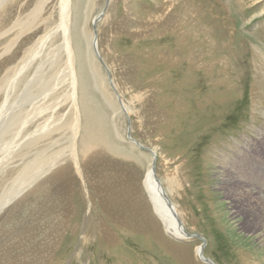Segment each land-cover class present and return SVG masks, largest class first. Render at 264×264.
I'll return each mask as SVG.
<instances>
[{
  "label": "rangeland",
  "instance_id": "374dc122",
  "mask_svg": "<svg viewBox=\"0 0 264 264\" xmlns=\"http://www.w3.org/2000/svg\"><path fill=\"white\" fill-rule=\"evenodd\" d=\"M23 1L26 3L28 0ZM84 2L74 10L76 5L73 0L75 16H72L75 18L72 17V36L77 41L75 30L80 29L79 34L84 40L90 38L87 46L82 40L84 51L90 48L92 52V19L100 11H105L107 17L99 25V48L111 75L102 64L100 69L103 75L117 79L121 85L119 89H124L123 98L131 110V122L135 127L132 136L143 145L158 151L160 173L166 172L163 161L167 156L168 159L172 158L173 167L185 165L182 176L189 184L184 182L188 194L183 207L189 211L188 217L184 215L182 220L186 231L206 239L205 254L215 263L249 264L243 260L248 255L243 257L241 251L249 255L263 252L264 239L251 231L253 228L247 223L246 216L242 215L245 212H241L242 202L247 196L242 195L244 200L235 197L239 195L238 189L229 183L224 170L226 165H233L231 162L241 164L237 160L243 159L247 170L256 166L254 169L260 175L256 179L260 180L258 186L252 194L258 196L261 188L264 189V0H112L110 4L107 0ZM55 22L47 26L55 25ZM53 29L51 26L48 32ZM41 32L38 29L32 34L35 40ZM55 37L51 41L49 39L38 43L35 60H31L32 54L29 53L16 67L8 68L7 74L0 78V190L6 189L8 192L13 189L18 171L24 174L23 170H28L31 162L38 161V156L42 155L39 151H45L54 142L55 145L67 142L71 139L67 136L76 133L72 126L55 129L57 125L53 124L52 115L57 101L68 100L64 103L76 110L71 100V90L74 88L79 106L82 109L87 106V91L82 90L80 83L82 65L79 66L74 40V49L67 54V66L57 68L63 71H47V62L53 57L49 52L58 51L63 43L59 35ZM88 72L87 83L98 103L90 109L96 111L102 107L100 111L107 115L105 125H108L115 144L131 147L125 137V126L131 123L130 120H127L121 109L118 112L120 118H117V106L114 102L111 105L104 100L109 87L108 77L103 80V86L101 79L97 84L90 68ZM98 87L103 89L101 94ZM59 89L64 90L60 92ZM119 102L122 106L123 103ZM47 115L52 118L48 120ZM42 128H54L55 131L51 133L53 141L46 145V140L43 146L35 147L33 136L36 137ZM32 139L31 145L34 146L29 147L26 142ZM240 148L243 152L238 151ZM19 149L21 151L18 152ZM145 151L142 152L148 155ZM15 164L19 165L17 172L10 170ZM125 165L116 167L105 161L103 166L96 165L97 169L92 170L95 172L88 170L90 176L87 185L83 184L80 176L75 179L69 177L64 187L57 186L63 179L53 183L45 200L34 195L25 196L21 206L15 208L16 212L13 209L9 218L3 216L0 219V230L4 229L0 233V263L9 255V258H17L21 254L18 259L22 258L25 262L28 254L27 257L34 256L27 258L26 264H206L195 251L197 244L203 243L201 239L192 237L177 240L167 235L150 204L145 209L139 198L134 197L128 184L132 182L134 191L140 190L142 176L136 168ZM41 167L45 169V166ZM242 183L246 186L249 181ZM68 194L71 195L68 197ZM42 201L46 204L42 205ZM61 201L66 203L61 206ZM53 204H57L58 209L55 210ZM235 209L240 210V215L234 212ZM152 217L158 227L149 220ZM34 229L37 231L34 232ZM15 243L16 246H13ZM48 243L51 246L54 244V247ZM24 245L28 247L23 248ZM20 248L24 249L22 253ZM42 248L45 250L42 251ZM249 258L257 261L253 257Z\"/></svg>",
  "mask_w": 264,
  "mask_h": 264
},
{
  "label": "bare ground",
  "instance_id": "6f19581e",
  "mask_svg": "<svg viewBox=\"0 0 264 264\" xmlns=\"http://www.w3.org/2000/svg\"><path fill=\"white\" fill-rule=\"evenodd\" d=\"M82 1L84 2V0H74V3L76 5V6H74V10L80 6ZM111 1L112 0H108L109 4L111 3ZM27 4H29V6L27 9H25ZM74 10H73V0H28L26 3L23 0H0V78H2L4 75L7 74L8 68L16 67L18 62L20 63V61L22 59H24L25 56H27L29 53L32 54L30 57L31 60H35V48L38 45V43L40 41H43V40L48 41L49 39L51 41V39L52 38L54 39V37L57 35L60 36V42H63V43L61 44L60 49L58 51L54 52V50H53L52 53L49 52V54L53 55V57L54 56H56V57L54 60L52 59L53 57L52 58L50 57V59L48 60V62H47L48 70L47 71H49V69H51V73H52V71H54V70L57 71L58 67H61V66L66 67L67 66V54H69L74 49L73 48L74 37L72 36V33H71L72 19L75 18L72 16V15L75 16ZM85 10H87V9H85ZM56 12H57V14H55ZM81 16H82V12H81ZM166 16H167V14H166ZM106 17H105V11L102 10L98 13V15H96L92 19L93 33L91 32L92 39L90 41V42H92V45H91L92 46V52H91L90 48H88L87 50L85 49L86 51H84V46L82 44V40H83V42L85 43V46H87L86 45L87 43L89 45L90 44L89 43L90 38L87 37V41L84 40V37L81 34H79L80 29L77 28L75 30L76 36H77V41L74 40L76 42V53H77V57L79 60V66L82 65V73H81V77H80V83H81L82 90L86 89V91H87V106H86V108L82 109V107L79 106L78 98L75 96L77 91L74 88L71 90L72 91L71 100H72V105L74 107H76V110L71 109L68 103H64V101H66L65 99L63 101H57L56 106H53L54 107V111H53V115H52V117L54 118L53 124L57 125V127L56 128L54 127V128L56 130H61L64 127L70 128L72 126V128L73 127L75 128V129L73 128L72 130L73 131L76 130V133L73 134L74 132H72L71 136L66 135L67 137L71 138V139L67 140V142L64 141L62 144H59V145L57 144L58 146L55 145V142L54 143L51 142L53 144L51 147L46 148L45 151L44 150L42 152L39 151V153H42L41 157L38 156L40 159L38 161H33L31 163L28 162V163H30L29 169L23 170L24 171V174L22 173L23 175L21 174V172H22L21 170L18 171V169H19L18 164H15L14 168H13V165L11 166L10 170L12 169L14 172L18 171V175H16L18 177V179L16 180L15 183L13 182L14 183V185L12 187L13 189H11L10 191L6 192V189L0 190V219L3 216L7 218L13 209L18 208V206H21V201L23 200V198L25 196L29 197V196L34 195L35 197H40L41 199L42 198L44 199L49 194V192L51 191L52 184L55 183L56 181H60L61 179H63L62 181H60L62 183L59 182L58 183L59 185H57V186L64 187L65 186L64 183L67 180H69V177H72L73 179H75V177L78 178L79 176L81 177L83 184L87 185V183L89 182V176H90V173H88V170L90 169L91 172H95L92 170H94L95 168L97 169L96 165L97 166H99V165L103 166L104 162L108 161L111 165H115L116 167H120L121 165L123 166V164H126V165L128 164V165H131L132 167L136 168L138 170V171L136 170L137 173L140 176H142L140 179V190L134 191V189L132 187V182H131L130 184H128V188H130V192L134 195V197L139 198V202H141L142 205L144 204L145 209L148 208L149 204H150L153 213L156 215L157 219L162 224L164 231L167 235L172 236V237L176 238L177 240L191 239L192 235H190L188 233V231H186L185 224L182 220L184 218V215L188 217V211H189V210H187V208L183 207L185 199L187 198V194H188V193H186L187 190L185 189V187H186V184L187 185L189 184V182L186 181L187 179L184 180L183 176H182V172H184L183 170L185 169V165L179 164V165H176L175 167H173L174 165H173V162L171 161L172 158L168 159L167 158L168 156L166 155L167 159L164 158V161H163L164 165H165L164 169L166 172L164 174L160 173V171H159L160 165L158 166V160H159L160 156H159L158 151L156 149H152L148 146L143 145L141 143V141H139L138 139H135L132 136L133 132L135 130V127H134V124H132V122H131L132 121L131 110L129 109V106L127 104H125V101H124L125 99L123 98L124 89H119V88H121V85L119 84L117 79L114 80L115 79L114 77H113L114 78L113 79L112 76L109 77V75L106 76V75H103L101 73L102 72L100 69L101 64H102V67H105L104 65L106 64V62L102 56V53L100 52L101 49L99 48V42H100L99 25H101V23H103V21L106 19ZM50 22H55V25H50V27L53 26L54 29L52 31L48 32L50 27H48L47 25ZM166 23H167V21H166ZM38 29H41L42 32L39 35V38L35 40V37L32 36V34H34L35 31H37ZM73 32H74V29H73ZM36 34H37V32L35 33V35ZM86 36H88V35H86ZM92 53H93V55H92ZM47 56H49V55H47ZM99 57L103 60L104 64L102 63L101 59H99ZM175 58H176V56H175ZM45 61H47V60H45ZM174 62L176 63V60ZM202 65H204V64H202ZM64 67H62V68H64ZM88 68H90L92 70L97 84L99 83L100 79L102 80L101 82L103 83V80H105V79L107 80V77H108L107 83L109 85L106 83L105 84H106V87H107V85L109 87H108V89H106L107 90L106 91V98L104 100L110 104L112 103L111 105H113V102H114V105L117 106V109L115 110L117 112V118H120L118 112L122 111L124 114H126L125 116H126L127 120H130L131 123L127 127L125 126V129L127 131V134L125 137H126V141L131 143V145H132L131 147L133 149L127 145L123 146L125 144H123L122 146L115 144V141L110 136L111 132H110L108 125H105L106 120H107V115L103 111H100V109H102V107H99V109L96 111H93L92 109H90L93 105H98V103L94 100V97L92 95V91L90 90V84L87 83V82H89L88 79L86 78L87 76H89L88 75V73H89ZM105 68H106L108 73L110 72V75H111V71H109V67L107 66V64H106ZM200 68H202V67H200ZM65 69H67V68H65ZM59 70H61V69L59 68ZM61 71H63V69ZM66 75L67 74H65V76ZM70 78H71V76H70ZM47 80H49V79H47ZM103 86H104V83H103ZM98 88L100 89V91H98V92L101 94L103 89H101L100 87H98ZM62 90H64V89H61L60 92H62ZM54 95H56V94H54ZM51 96H53V95H51ZM102 96L105 97V93H103ZM49 98H51V97H49ZM97 101H98V99H97ZM119 101H121L123 103L122 106L120 105ZM117 102L119 103V107H118ZM120 109H121V111H120ZM62 111H66V113L65 112L62 113ZM49 113L50 112H48L47 114H49ZM11 117H9V118H11ZM52 117L48 116V115L46 116V118L48 120H49V118H52ZM57 117H58V119H57ZM55 118H56V121H55ZM3 119H5L4 116H3ZM3 119H1V120H3ZM43 121H46V120H43ZM51 123H52V121H51ZM48 124H49V122H48ZM53 124H51V125H53ZM66 125H68V126H66ZM15 126H16V124H15ZM47 127L50 128V125H47ZM54 128L48 129V130H44L42 128V130L37 132L39 134L36 137L33 136L35 138V147L43 146L42 144L46 140H47L46 145L49 144L50 141H53V139H52L53 134H51V133H53L55 131ZM40 129H41V127H40ZM81 129H83V131ZM47 132H50V133H47ZM83 132H84V135H83ZM87 132H88V135H87ZM50 134H51V136H50ZM48 135L50 138H48ZM122 140L124 141V139H122ZM31 141H33V139L28 140L26 142V145H29V147L34 146V145H31V143H32ZM25 146H24V148H26ZM60 146H64V147H60ZM243 147H244V145H243ZM134 148L139 149V151L136 150V152H135ZM244 148H246V147H244ZM38 149H40V148H38ZM144 150H146L145 152H148L149 154L147 155V154L143 153L142 151H144ZM19 151H21V149H19L18 152ZM238 151L243 152V150H241V148ZM63 155H65V156H63ZM36 160H37V158H36ZM237 161L240 162L241 164H236L235 161H233V162H231V164H233V165H226L225 170H224V176L226 178H229L230 184H233L237 187V189H238L237 191L239 192L238 193L239 195H237V196L235 195V197L242 198V195L247 196V199H245V200L242 198L244 200V202H242V205H241V212L242 211L245 212V214H242V215L246 216L245 218H247V223L253 228L251 231H253L256 235L258 234L259 238L264 239V189H263V187L261 188L260 193H258V196L252 194V191L257 188L258 183L260 181L259 179L256 180L258 178V176H260L259 172H256V170H255L256 166H253L250 170H247L244 167L245 163H244L243 159H241V161H239V160H237ZM38 163H41V164L39 165V167H36V165ZM117 163L118 164L122 163V164L118 165ZM228 163H229V161H228ZM41 166H45V169L42 168ZM46 166H48V168H46ZM23 168H25V167H23ZM111 169H113V166H111ZM141 170H143L142 173H141ZM246 171H249V173H246ZM7 173H9V172H7V169H6V176H8ZM114 173L115 172H113V174ZM116 173H117V171H116ZM1 174H3V173H1ZM95 175H96V173H95ZM3 176H5V175L3 174ZM116 178H117V175H116ZM116 178L113 177L112 179H116ZM92 180H93V178H92ZM247 181H249V184L247 183V185L245 186L242 182H247ZM79 183L81 185V181ZM111 184L112 183H110L109 185L111 186ZM120 185H122V184H120ZM263 186H264V184H263ZM82 187H84V186H81V188ZM85 187H87V186H85ZM81 188L79 190H81ZM93 188H92V190H93ZM112 188H114V187H112ZM59 189L54 194H56L59 191ZM96 189H95V191H96ZM83 190H84V188H83ZM110 190H109V192H110ZM117 190L119 192V189H117ZM125 190L126 189H124V191ZM183 190H184V194H182ZM106 193H104V194H106ZM164 193H165V195H167V197L164 195ZM85 194H86L85 195V199H86V196H87L86 191H85ZM92 194H93V192H92ZM100 194H102V193H100ZM110 194H111V192H110ZM69 195H71V194H68V197H69ZM111 195H114V194H111ZM61 196L62 195H60V197ZM95 196H97V194ZM145 197L148 199V201L146 200ZM62 198H63V196H62ZM64 198H65V196H64ZM59 199H61V198H59ZM91 199H92V196H91ZM101 199H103V197ZM67 200H68V198H67ZM73 200H74V198H73ZM87 200H88V198H87ZM65 201H66V198H65ZM65 201H64V203H66ZM91 202H93V200ZM169 202L171 203L172 206L169 205ZM42 203H45V202L42 201L41 204ZM53 203H54V201H53ZM59 203L61 204V206H63V204H64L62 201ZM41 204L39 206H41ZM53 205H54L55 210L58 209V207H56L55 204H53ZM71 205H70V208H71ZM64 206L66 207V204ZM92 206H93V204H92ZM30 208H31V206H30ZM49 208H50V206H49ZM59 209L63 210L65 208L59 207ZM17 210H20V209H17ZM44 210H45V208H44ZM13 211L16 212V209ZM41 211L42 210H40V212ZM102 211H103V209H102ZM239 211L240 210H237V209L234 210L235 213H238V215H240ZM25 212L26 211H24V213ZM40 212H38V213H40ZM51 212H52V209H51ZM103 212H105V210ZM66 213H68V212H66ZM70 213H68V214H70ZM37 216H39V215H37ZM13 217H15V216H13ZM50 218H52V217L50 216ZM152 219H149V220H151L153 222V224H155L158 227L156 220L153 217H152ZM20 220H22V219H20ZM1 221L4 222L3 219ZM7 221H9V220H7ZM179 222H181L183 224V228L179 226ZM26 224L27 223H25V225ZM31 225H33V223ZM31 225H29V226L31 227ZM15 226L17 227V225H15ZM61 226H63V225H61ZM36 227L37 226H35V228ZM15 228H13V229H15ZM20 228H18V230H21ZM23 228H25V227H23ZM23 228H22V230H23ZM3 230H0V233L3 232ZM29 230H30V228H29ZM60 230L58 229V231H60ZM106 230H105V232H106ZM184 230L190 236H188V237L185 236L183 234ZM36 231L37 230H35L34 232H36ZM8 232H11V231H8ZM22 232H21V234H22ZM28 233H29V231H28ZM48 236H46V237H48ZM60 237H62V236H60ZM22 239H24V238L22 237ZM56 241H58V240H56ZM28 243L32 244L30 242H28ZM48 244L50 245V243H48ZM13 246H16V243ZM25 247H26V245H24L23 248H25ZM50 247H54V244L52 246L50 245ZM55 247H56V245H55ZM205 247H206V245L203 246L202 242H199V244H197V247L195 249L196 254L204 263H206V262L203 259V257L207 258V259L209 258L205 254ZM13 248L14 247H12V249ZM16 248L17 247H15L14 249H16ZM2 249L3 248H1V252L3 251ZM47 249L49 250V247ZM20 250H21V248H20ZM31 250L29 249V251H31ZM43 250H45V249L42 248V251ZM201 250H202L203 257H201L202 256ZM22 251H24V249H22L20 253H22ZM16 252H17V250H16ZM16 252L14 254H16ZM26 252H28V251H26ZM241 253H243V257L245 255L246 256L248 255L247 258H245L243 260L249 264H264V251L260 252V253L255 252V253H252L251 255L247 254L244 250L241 251ZM46 254H47V250H46ZM51 254H53V253H51ZM11 255L13 257V254H11ZM21 255H19V257ZM27 255L28 254H26V256H25L26 257L25 262L22 258H21V260H23V261L18 259L19 257L17 255H16L17 258L16 257L9 258V256H10L9 255L5 259V261L1 260V262L2 261L3 262L0 264H7V262H9V261H11L9 264H23V263L26 264L27 258H31L34 256L33 255L31 257H27ZM261 255H263V256H261ZM249 256L257 259V261H251ZM43 257H45V256H43ZM43 257H41V258H43ZM209 259H211V258H209ZM48 260H49V258H48ZM52 261H54V260L52 259ZM29 264H31V263H29ZM206 264H208V263H206ZM215 264H217V263H215Z\"/></svg>",
  "mask_w": 264,
  "mask_h": 264
},
{
  "label": "water",
  "instance_id": "95a60500",
  "mask_svg": "<svg viewBox=\"0 0 264 264\" xmlns=\"http://www.w3.org/2000/svg\"><path fill=\"white\" fill-rule=\"evenodd\" d=\"M107 1H108V0H107ZM99 59H101V58L99 57ZM101 61L103 62L102 59H101ZM104 66L106 67V65H104ZM105 69H106V68H105ZM164 195H165V193H164ZM165 196L167 197V195H165ZM169 205L172 206L170 202H169ZM176 215H177V214H176ZM179 226L183 228V224H182L181 222H179ZM183 232H184V235L187 236V237L190 236V235H192L191 237H196V238L201 239V240L203 241V243H202L203 246L206 245V239L203 238L202 236H200V235H198V234H190V235H189V234L186 233L185 230H184ZM203 248H204V247H203ZM201 255H202L201 257H203L202 250H201ZM203 259H204L205 262L208 263V264H215V262H214L213 260L209 259V258L207 259V258H204V257H203Z\"/></svg>",
  "mask_w": 264,
  "mask_h": 264
}]
</instances>
